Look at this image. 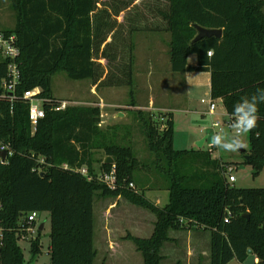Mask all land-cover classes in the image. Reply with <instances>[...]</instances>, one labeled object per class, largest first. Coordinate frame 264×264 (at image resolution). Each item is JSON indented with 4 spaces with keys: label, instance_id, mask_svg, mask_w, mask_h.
<instances>
[{
    "label": "trees",
    "instance_id": "obj_1",
    "mask_svg": "<svg viewBox=\"0 0 264 264\" xmlns=\"http://www.w3.org/2000/svg\"><path fill=\"white\" fill-rule=\"evenodd\" d=\"M135 1L110 0L99 8V0H11L16 25L3 31L15 34L20 48L19 91L40 88L42 97L58 99L52 78L65 72L73 80L91 79L97 87L128 86L134 97L133 35L146 30L170 32L173 72H210L211 96L222 100L231 120L242 97L264 88V0H159L158 22H146ZM197 26L222 29L223 35L193 42ZM193 55L197 65L189 63ZM100 56L112 61V72L104 75ZM5 73L6 64L0 63V80ZM137 116L154 155L149 165L140 162L131 144H123L126 136H120L118 125L100 126L97 106L48 107L33 132L28 103L21 99L11 106L0 100V145L13 150L7 163L0 159L1 264H27L19 240L36 226L29 214L43 211L51 217L52 264H94L97 196L122 197L157 216L150 238L128 236L144 264H166L161 247L171 229L210 231L211 264H245L250 255L264 264V188L236 187L228 180L229 163L208 152L175 150L173 112L158 119L140 110ZM249 133L244 164L259 175L264 170V104ZM107 156L112 164L105 162ZM195 158L209 160L208 175L191 170L188 160ZM162 161L167 162L162 169L169 191L163 207L148 199L135 179L142 167L152 170ZM84 167L86 174L80 171ZM112 173L113 187L104 182ZM30 241L32 253L40 254V235Z\"/></svg>",
    "mask_w": 264,
    "mask_h": 264
},
{
    "label": "rangeland",
    "instance_id": "obj_2",
    "mask_svg": "<svg viewBox=\"0 0 264 264\" xmlns=\"http://www.w3.org/2000/svg\"><path fill=\"white\" fill-rule=\"evenodd\" d=\"M158 1H135L137 10L143 14V17L145 15L146 22L160 20L157 9L162 2ZM108 2L110 0H99V8H105V3ZM125 13L122 12L117 17L119 23L123 22ZM15 25L16 15L11 0H0V30L12 29ZM110 40H112L111 37ZM170 40L169 31L146 30L134 33V97H131V89L128 86L97 87L98 85H95L91 79L73 80L65 72H58L53 76V94L58 99L69 100L70 106L99 107L101 110L100 126L107 128L118 125L120 136H126L123 144H131L140 162L148 165L154 155L149 150L137 113L140 110L150 112L159 119L162 113L173 112L175 150L208 152L212 159L229 163L236 177L233 183L236 187L264 188V170L259 175H255L252 166L244 164L246 152L250 150V133L244 137L245 152L241 150L227 152L212 142V137L216 134L231 136L235 133L231 127L230 116L226 114V109L219 99L216 100V114L207 113L208 104L203 103L202 100L209 101L212 98L208 74L191 73L188 79L182 82L184 73L172 71ZM98 62L103 67L104 75L112 72V61L100 56ZM151 100L155 102L154 108H145ZM133 102L135 105L132 106ZM164 106L169 109L162 108ZM216 122H220V126L214 127L213 124ZM97 156L102 158L103 153L100 152ZM195 159L188 160L192 166L191 170H196L197 175L202 173L208 175L210 173L209 160L207 158ZM166 163L162 161L159 166L155 164L152 170L142 167L135 173L139 190L144 192L152 202L160 201L156 204L161 207L169 202V191L165 187L166 173L162 169L167 166ZM99 165H95L97 171H99ZM104 201L98 196L94 203V245L97 253L94 264H144L142 253L138 251L136 244L128 236L133 234L143 238L151 236V234L140 233L141 231L137 229L140 225H145L142 219L146 216L147 220L152 219L150 211L133 205L125 198H122V203L114 210L106 206ZM153 215L156 220V215ZM106 226H109L110 230L107 234L104 233ZM50 232V213L48 211L36 212L34 232H30L26 238L19 240L27 264H52L49 253ZM38 235H40L42 247L40 254L34 255L30 240L36 239ZM229 264L238 263L237 260H233ZM245 264H253L252 255Z\"/></svg>",
    "mask_w": 264,
    "mask_h": 264
},
{
    "label": "built area",
    "instance_id": "obj_3",
    "mask_svg": "<svg viewBox=\"0 0 264 264\" xmlns=\"http://www.w3.org/2000/svg\"><path fill=\"white\" fill-rule=\"evenodd\" d=\"M20 55V48L17 44V37L15 34H8L7 32L0 30V63L6 64V73L0 80V100H7L13 106L14 102L18 100H24L29 104V120L32 125L33 132L37 130L38 124L41 119L46 116L47 108L49 107L52 111H62L70 106L69 100L64 99H53L41 96V89L35 88L32 90H25L20 92L19 86L21 84V69L18 63V58ZM212 55V52H209ZM203 103L208 104L207 113L209 115L216 114L217 104L216 100L211 98V100H202ZM231 122V118H230ZM214 127L220 126V122L213 124ZM7 151V156L5 159H1L2 163H7L8 158L13 154L8 144L0 145V152ZM82 173L86 174L87 169L84 167L80 170ZM228 180L230 183L236 181V177L233 174V168L231 166L226 168ZM115 178L113 173L106 175L104 177V182L109 186L113 187V182ZM29 222H36V213L33 212L28 216ZM34 228H30L29 232L33 233ZM2 239V231L0 229V244ZM259 261L255 264H258ZM1 264V263H0Z\"/></svg>",
    "mask_w": 264,
    "mask_h": 264
},
{
    "label": "crops",
    "instance_id": "obj_4",
    "mask_svg": "<svg viewBox=\"0 0 264 264\" xmlns=\"http://www.w3.org/2000/svg\"><path fill=\"white\" fill-rule=\"evenodd\" d=\"M189 63L191 65H197V57L195 55L190 56ZM191 73H196V72L184 73L182 82L186 81L188 77L191 75ZM204 73L208 74V79L210 81V86H211L210 72H204ZM219 100L222 102L221 99ZM154 104L155 102L151 100V103L149 102V105L145 106V108L152 109L155 106ZM137 107H139V105ZM162 108L169 109V108H166L165 106ZM226 114H228L227 111H226ZM99 197L105 200L104 202H106V206H110L111 210L118 208L120 206V203H122V197H104V196H99ZM106 200H109V201H106ZM156 203L159 204L160 201H156ZM149 214L152 216L151 220L150 219L147 220V216L145 219H142L144 220L145 225L147 224V226L140 225V222L138 221L140 226L137 229L141 231L140 233H147L148 235L151 234L152 236L154 229H155V224H156L157 219L156 220L154 219V215H153L154 213L151 214V211ZM105 225H107L106 222H105ZM104 230H105L104 233L107 234L110 231L109 226L104 227ZM133 236L135 235L133 234ZM136 237H140V236H136ZM169 237H170V240L166 241L161 247V255L163 256L164 263L166 264H211V237L212 235L210 231L204 230V229H180V230L171 229L169 231ZM252 258H253V264L259 261L255 255H252Z\"/></svg>",
    "mask_w": 264,
    "mask_h": 264
},
{
    "label": "clouds",
    "instance_id": "obj_5",
    "mask_svg": "<svg viewBox=\"0 0 264 264\" xmlns=\"http://www.w3.org/2000/svg\"><path fill=\"white\" fill-rule=\"evenodd\" d=\"M260 104H264V88H257L252 95L242 97L231 112V127L235 133L231 136L216 134L212 142L227 152L245 148L244 137L257 125Z\"/></svg>",
    "mask_w": 264,
    "mask_h": 264
},
{
    "label": "water",
    "instance_id": "obj_6",
    "mask_svg": "<svg viewBox=\"0 0 264 264\" xmlns=\"http://www.w3.org/2000/svg\"><path fill=\"white\" fill-rule=\"evenodd\" d=\"M198 27V35L195 37V39L193 40V42H197L205 37H212V36H216L218 38L222 37L223 35V30L222 29H208V28H204L201 26H197ZM242 152H245V149L242 148L240 149ZM0 156L2 159H5L7 156V151H3L0 152ZM246 160L249 161V155H245ZM105 162L112 164L114 162L113 158L111 156H107L105 158ZM254 173V171H253ZM248 217V215H247ZM250 254H252V251H249ZM0 255H1V249H0Z\"/></svg>",
    "mask_w": 264,
    "mask_h": 264
}]
</instances>
